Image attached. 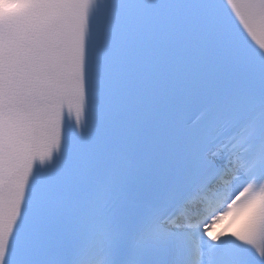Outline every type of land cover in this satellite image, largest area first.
Returning <instances> with one entry per match:
<instances>
[{"label": "snow or ice", "instance_id": "1", "mask_svg": "<svg viewBox=\"0 0 264 264\" xmlns=\"http://www.w3.org/2000/svg\"><path fill=\"white\" fill-rule=\"evenodd\" d=\"M86 237L264 264V0H0V264Z\"/></svg>", "mask_w": 264, "mask_h": 264}, {"label": "clouds", "instance_id": "2", "mask_svg": "<svg viewBox=\"0 0 264 264\" xmlns=\"http://www.w3.org/2000/svg\"><path fill=\"white\" fill-rule=\"evenodd\" d=\"M154 246L139 247L135 243L126 250L86 237L68 252L56 256L52 264H157L152 258Z\"/></svg>", "mask_w": 264, "mask_h": 264}]
</instances>
